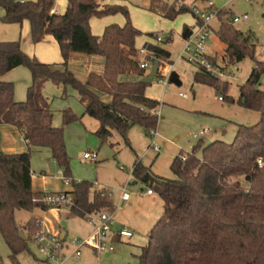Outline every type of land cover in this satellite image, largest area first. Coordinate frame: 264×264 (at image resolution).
I'll return each mask as SVG.
<instances>
[{
  "label": "trees",
  "instance_id": "trees-1",
  "mask_svg": "<svg viewBox=\"0 0 264 264\" xmlns=\"http://www.w3.org/2000/svg\"><path fill=\"white\" fill-rule=\"evenodd\" d=\"M103 1L67 0L65 12L55 14V0H0V23L28 22L32 44L51 36L59 46L60 66L64 68L54 70V65L27 56L19 40L0 42V126L17 129L26 143L25 152L8 154L1 150L0 138V235L13 264H18L19 255L29 252V243L39 227L33 218L22 229L15 222L16 211L31 212L41 207L33 201L42 195L33 191L31 183L34 148L49 150L70 180L71 188L64 193L72 200L70 212L74 216L85 218L87 214L114 210L112 197L105 189L94 190L88 181L70 179L64 127L53 125V113L43 94L46 82L75 91L83 114L98 122L94 134L101 144L109 143L115 132L128 145L127 132L136 125L142 127L146 136L157 130L160 103L146 96L150 84L141 82L146 70L140 68L135 47L141 33L133 27L126 7L104 5ZM179 1L186 0H176L172 5L150 0L149 9L168 20L193 14L189 5L179 7ZM118 13L125 17L124 26L109 25L101 37L92 35L90 19ZM216 18L220 22L216 36L225 46L226 64L233 66L246 58L253 62L249 77L238 87L237 104L258 113L259 121L253 126L238 125L231 143L215 140L206 144L200 140L187 153L186 160H182L184 153H179L170 165L175 179L158 177L141 162L134 164L131 176L146 185L163 204L146 245L140 248L138 264H264V90L260 88L264 61L256 58V38L238 32L230 12L217 10ZM145 49L148 61L150 57H170L159 47L146 45ZM71 54L101 57L103 73H90L84 81L78 80L67 69ZM18 67L27 68L31 75L23 102L14 100L13 84L1 80ZM193 83L212 87L222 94L223 101L235 102L226 95L229 84L220 83L203 70L194 74ZM101 96L110 97V103L103 102ZM61 116L63 126L79 119L70 110Z\"/></svg>",
  "mask_w": 264,
  "mask_h": 264
},
{
  "label": "rangeland",
  "instance_id": "rangeland-1",
  "mask_svg": "<svg viewBox=\"0 0 264 264\" xmlns=\"http://www.w3.org/2000/svg\"><path fill=\"white\" fill-rule=\"evenodd\" d=\"M104 1V5L127 8L133 27L141 33L135 40L136 49L140 50L144 45H149L169 52L170 63H166L168 64L166 65L167 70L159 75L167 77L170 74L171 77L163 85L159 82L160 76L157 74L152 84L146 89L152 99L157 100L161 104L157 110L159 116L156 130L157 136L155 138L151 135L146 136L142 127L136 125L127 132L128 145L115 133L109 143L101 144L93 132L84 131L83 128L80 130V123L77 121L63 126L61 111L70 110L79 118L83 114V108L72 88L68 87L64 90L61 86H57L52 82L44 84L43 94L48 100L52 101V111L54 113L53 125L55 127H64V142L67 155L70 159V171L73 173L74 181L80 182L86 180L90 183L94 182L92 177L95 174V165L83 161V154L86 152L96 153L99 162L112 159L113 156V160L117 162V168L123 166L126 170H129L123 173L125 175L123 185L119 187L113 185V190L109 187H105L104 189L110 193L111 197L113 196L112 200L115 208H117L118 201L121 199L123 188L130 195L129 203L131 207L126 206L124 210H117L118 212L116 211L113 214V220L116 223L115 229L127 228L134 231L133 238L130 240L123 239L121 242L115 244L113 252H105L99 255L88 248H83L80 257H70L64 260L62 264H138L137 257L140 254V248L146 245L147 233L151 228L147 227L148 215L162 214L163 204L160 198L156 196L158 198L155 204L149 205L145 202L144 195L141 194V192L145 193L148 187L140 182L132 185L133 182H136L131 176L134 162L136 160L141 162L143 166L150 168L151 172L158 177L175 179L170 170V165L179 153L190 152L200 140H204L206 144L215 140L231 143L238 125L253 126L259 121L258 113L245 110L237 104L239 97L238 87L249 77L253 68V62L251 59L246 58L233 66L226 64L223 59L224 45L216 36V31L220 26L217 18L213 19L210 23L211 32L206 41V52L210 54L213 62L222 61L226 66V70L230 72L229 78L221 79L219 82L229 84L226 95L231 97L235 101L234 103H228L226 100L219 101L218 98L222 97V94H218L212 87L194 84L193 76L199 70H196L180 58V52L184 43L183 35L186 30L193 32L197 24V19L192 13L181 14L174 20H168L163 18L158 12L149 9L150 0ZM160 1L172 5L176 0ZM209 1L213 3L215 10L224 9L230 12L232 17H242L244 15L247 17L245 20L240 18V21L235 23L233 27L242 34H252L256 38V58L264 61V0H251L250 2L246 0ZM184 4L189 5V7L194 5L199 9L207 7V4L202 1L186 0L178 2L179 7ZM2 16L3 10L0 7V17ZM93 19L99 23H109L107 26L117 25L122 27L125 24V17L121 13ZM18 26L20 27V25ZM20 36L21 29L17 28L15 33L16 39L10 40L7 35H2L0 38L4 39L0 40V42L18 40L21 42L23 38L21 37V40ZM157 37H160L162 41L157 42ZM35 46L33 45L32 48ZM42 47L47 50L44 56L45 59H51L53 51L46 46ZM148 55L149 53L146 50L143 55L139 52L140 62H147L149 64L146 76L150 72L152 62L157 59L150 57V61H148L146 60L147 58L145 59ZM59 57L61 58L60 53ZM42 64L49 65L52 63ZM170 64L172 65L170 66ZM160 67L159 62V69ZM20 69L29 73L25 67H21ZM260 88L264 90V79L261 80ZM179 94H184L187 98H182ZM65 129L69 131H65ZM203 131L206 132V135L201 136L200 133ZM1 140L5 143L4 148L13 149L14 153L26 150L25 145L19 138L13 140L11 135L5 131ZM153 142L160 149L159 154L152 150L151 146ZM111 144H113V148ZM48 152L47 150H33L31 153L32 171L38 175V179L41 177V172H44L47 176V179L39 180V183L36 182V184H41L40 188L45 193H52L54 190L62 191L63 189H70V185H66V188L63 182L59 180V172L64 176V171L54 162L50 152ZM112 212L114 213V210ZM112 212L110 211L109 213ZM66 213V208L61 209L63 224H66L67 221L65 219ZM33 214L26 211L16 212L15 222L17 226L22 229ZM36 220L38 221V219ZM70 224V231L67 229L70 236L68 240L83 239L75 231L81 235L85 234L89 229L87 222L79 218L70 222ZM24 235L26 236L27 233L25 232ZM68 252L69 250L65 249L62 255L66 256ZM9 255V250L0 235L1 264H13ZM43 261L44 259L38 253L32 239L29 243V252L17 257L18 264H40Z\"/></svg>",
  "mask_w": 264,
  "mask_h": 264
},
{
  "label": "crops",
  "instance_id": "crops-1",
  "mask_svg": "<svg viewBox=\"0 0 264 264\" xmlns=\"http://www.w3.org/2000/svg\"><path fill=\"white\" fill-rule=\"evenodd\" d=\"M21 1H23V0H21ZM30 1H35V0H30ZM104 2H103V4H104ZM66 6H67V0H55L53 13L63 14L66 10ZM89 24H90L92 34L97 36V37H101L102 36L101 33H103L104 29L106 28V26L109 23H106V22L105 23H99L98 21H94V19L92 18V19H90ZM17 28L21 29L20 39L22 40V38H23V40L21 41L22 42L21 49L24 53H26L27 55H29L31 57H35V58L37 57L36 59H38L42 63H52L49 65H54V67H53L54 70L64 71V68L62 66H60V64L62 63L61 62L62 57L61 58L59 57L60 50H59V46H58L57 42L51 36H46L42 42L38 43L39 45L38 44H32L31 39H30V27H29L28 22H26V21L23 22L20 25V27L16 24H8L7 25V24L0 23V37L2 35H7L10 40L16 39L17 36L15 37V33H16ZM210 30H211V28H210ZM190 33L191 32H189L188 30L185 31V33L183 35L184 41H185L187 35ZM3 39L4 38H0V40H3ZM33 45L34 46L38 45V46H35L32 48ZM42 46H46L53 51V54H52L53 57L51 59H49V60L45 59L44 56L47 53L46 52L47 50ZM145 46L146 45H144V47L142 49H140V50L137 49V50L139 52H141V50L145 51L146 50ZM223 50H224V48H223ZM60 56H61V53H60ZM141 58H142V56H141ZM169 61H170V57L168 60H159L160 66H161L160 69L158 66L159 74L162 73L163 71L167 70L166 65H168L170 63ZM141 63H147V62L141 61ZM166 63H168V64H166ZM171 65L172 64H170V66ZM20 68L21 67H18L16 69L8 72L7 74H5L1 78L2 81L13 84L14 100L16 102H23L26 99V91L31 85V75H29L30 73H26L25 71H22ZM67 69L69 71H71L78 80L84 81L90 73H95V74H102L103 73L104 60L98 56H87V55H83V54H71L69 56ZM145 70L147 71L148 68ZM156 77H157V75H156ZM169 77H171L170 74H169ZM168 81H169V79H168ZM16 84L18 85L17 87H16ZM179 95L182 98H187V96L184 94L183 95L179 94ZM146 96L148 98L152 99V97L147 93V91H146ZM101 100L105 103H110L111 98L108 96H101ZM152 100H154V99H152ZM48 101H49L50 110L52 111V101H50V100H48ZM155 101H157V100H155ZM82 108H83V106H82ZM63 111H65V110H63ZM63 111H61V113ZM83 112H84V108H83ZM52 113H53V111H52ZM53 117H54V113H53ZM77 122L80 123V130H82V128H83L84 131H91V132L95 133L96 130L98 129V122L96 120H94L93 118L86 116L84 114H82V116L79 117ZM67 129H65V131ZM4 131L7 132L9 135H11L13 140H15L16 138H19L20 141H22L26 147V143L23 139V136L17 129H15L11 126H7V125H1L0 126V138L1 139H2ZM67 131H69V130H67ZM114 133L115 132H112V137H113ZM115 134H117V133H115ZM64 140H65V137H64ZM4 145H5V143L1 140V150L4 153L18 154V153H14L13 149L4 148ZM33 150H36V151H42L43 150L44 151L47 149L34 148ZM33 150H32V152H33ZM25 151L26 150H22V152H20V153H23ZM48 151L49 150H47V152ZM83 161H86V160L83 158ZM86 162H90V161H86ZM136 162H138V161L136 160L134 162V164ZM90 163L95 165V174L92 177L94 182H91V183H93V189L94 190L104 189L105 187H109V188H111V190H113V185L118 186V187L123 185V183L125 181L124 180L125 175L123 173H124V171H126V172L129 171L128 169L126 170L125 167H123V166H120L119 168H117V162L115 160H113V156H112V159H109V160H105V161L102 160L101 162H99L97 159L96 162H90ZM134 164H133V166H134ZM133 166H132V168H133ZM30 170H31V173L35 174V172L32 171L31 162H30ZM40 176H41L40 179H38L39 177H38V175H36V177L31 180L32 188H33V191L36 193L46 194L44 190H41V188H40L41 184H36V182L39 183L38 182L39 180L47 179V176L45 175L44 172H41ZM58 178L61 182H63L64 187L67 188V186L64 184V181L60 177H58ZM70 179L74 181L73 173L70 174ZM84 181H86V180H84ZM44 183H45V181H44ZM136 183L137 182H133L132 185H135ZM69 190L70 189H63L62 191L54 190V192H52V193L68 192ZM50 191H52V190H50ZM147 191H148V189L146 190L145 193L141 192V194H143L145 197V199H144L145 202L148 203L149 205L155 204V201L158 198V197H156L157 195L154 192L151 194H148ZM112 199H113V196H112ZM129 201H130V195H129V199L127 201H122L121 199H119L117 208L114 207V213L112 212L111 214L112 215L115 214L117 210H119V211L124 210L126 208V206L131 207V204L129 203ZM61 209H63V208H61ZM61 209L55 210V209H46V208H42V207L35 208L33 211H31V213H34L31 218L38 219L39 221H41L44 224L46 229H48L49 231L57 233L63 240L68 241L70 236H69V233L67 232V229H68V231H70V228H71L70 222H72L76 219H79V217L74 216L70 212V209L66 208L67 213L65 214V219L67 221H66V224H63L62 223L63 221H62ZM16 212H18V211H16ZM106 212L109 213V211H106ZM160 216H161V214H149L147 227L152 228L153 225L160 218ZM80 220L84 221L85 218H80ZM113 224L114 225H112V227H111V234L109 235V238L107 240V242L109 244H112L115 247V244L121 242L123 239L130 240L131 238H133L134 231H132V230H130L133 233L131 238H122V239L119 238L118 231L120 230V228L115 229L114 226H116V223H113ZM88 226H89V229L85 234L81 235L77 231H75V233L77 235H79L80 238H83V239L86 238L87 236H89L91 234V232L93 230L90 225H88ZM151 228H150V230H151ZM62 231H63V233H62ZM149 231H148V233H149ZM148 233H147V235H148ZM40 264H46V263L43 261V262H40Z\"/></svg>",
  "mask_w": 264,
  "mask_h": 264
},
{
  "label": "built area",
  "instance_id": "built-area-1",
  "mask_svg": "<svg viewBox=\"0 0 264 264\" xmlns=\"http://www.w3.org/2000/svg\"><path fill=\"white\" fill-rule=\"evenodd\" d=\"M250 2L251 0H246ZM209 11H204L202 8L199 9L196 6H192L193 14L200 24H196L193 32L187 35L183 47L180 52V58L186 63L190 64L196 70H203L207 72L210 76L221 80L230 77V72L226 70L225 64L222 61L213 62L210 54L206 52V41L211 32L210 23L217 16V10L214 9L213 3L209 1L207 3ZM240 18L246 19L244 15L242 17L233 16L231 22L234 25L240 21ZM157 42H161V38H156ZM144 50H141V54H144ZM141 69L149 68V64L141 63ZM159 75V69L157 71ZM159 82L163 85L167 82L169 74L167 77L159 75ZM219 101H223L221 97L218 98ZM205 131L201 132L200 135L204 136ZM154 138L157 136L156 131L150 133ZM152 150L159 154L160 149L156 146L155 142L152 143ZM83 158L86 161L96 162V153H84ZM187 153L182 155V160H186ZM132 172V170H131ZM36 175L31 173V178H35ZM59 177L64 181L65 185H69L70 180L59 172ZM151 194V190L147 191ZM129 199V194L126 192L125 188L122 189L121 200L127 201ZM35 203L40 205L42 208L46 209H61L69 208L72 206V200L69 195L64 192L59 193H46L33 200ZM85 220L92 227V232L89 236L84 239H73L71 241L63 240L57 233L49 231L45 228L41 221H37L38 230L32 237V241L36 246L38 253L43 257L46 264H62L64 260L81 256V250L83 248H88L95 254L99 255L105 252H113L114 245L107 242L109 235L111 234V227L114 223L113 215L107 212L91 213L85 216ZM133 233L127 229L122 228L118 231L119 238H131ZM68 249L69 252L66 256H63V251Z\"/></svg>",
  "mask_w": 264,
  "mask_h": 264
},
{
  "label": "water",
  "instance_id": "water-1",
  "mask_svg": "<svg viewBox=\"0 0 264 264\" xmlns=\"http://www.w3.org/2000/svg\"><path fill=\"white\" fill-rule=\"evenodd\" d=\"M158 66H159V60L156 59L152 62L149 74L144 79L141 80L143 84H151L153 82L154 78L157 75Z\"/></svg>",
  "mask_w": 264,
  "mask_h": 264
}]
</instances>
